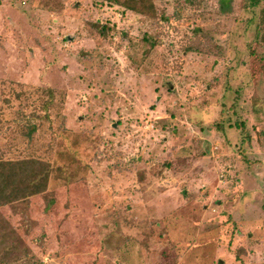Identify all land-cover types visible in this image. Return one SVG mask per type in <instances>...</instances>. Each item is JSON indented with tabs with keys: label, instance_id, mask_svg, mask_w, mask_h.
<instances>
[{
	"label": "rangeland",
	"instance_id": "rangeland-1",
	"mask_svg": "<svg viewBox=\"0 0 264 264\" xmlns=\"http://www.w3.org/2000/svg\"><path fill=\"white\" fill-rule=\"evenodd\" d=\"M252 1L0 0V159L53 168L48 192L0 212L38 264H264ZM206 35L219 54L184 49Z\"/></svg>",
	"mask_w": 264,
	"mask_h": 264
},
{
	"label": "trees",
	"instance_id": "trees-1",
	"mask_svg": "<svg viewBox=\"0 0 264 264\" xmlns=\"http://www.w3.org/2000/svg\"><path fill=\"white\" fill-rule=\"evenodd\" d=\"M103 1V0H98ZM114 3L122 9H128L136 12H142V8L146 5L147 0H106ZM261 0H253L251 3L257 5ZM148 3V2H147ZM157 10H154L153 16H156ZM93 28L96 32L105 36L111 28L106 24L93 22ZM154 45V44H153ZM207 47L219 54L218 46L212 42L210 36L206 35L200 42H193L186 45L184 49L199 50ZM249 53H253L250 46ZM47 95H52L47 90ZM47 103V102H46ZM46 108L48 105L45 106ZM217 129L221 130V123L214 122ZM52 166L46 161L35 157H25L20 159H0V208L7 206L12 208L11 212L20 214L23 209L28 208L32 202V198L38 195H44L48 192V183ZM50 203V201H48ZM0 212V223L4 226L0 228V264H38V259L34 256L30 249L19 243L20 238L14 236V229L10 225V217ZM8 227V228H7ZM15 237L11 242L8 238Z\"/></svg>",
	"mask_w": 264,
	"mask_h": 264
},
{
	"label": "built area",
	"instance_id": "built-area-1",
	"mask_svg": "<svg viewBox=\"0 0 264 264\" xmlns=\"http://www.w3.org/2000/svg\"><path fill=\"white\" fill-rule=\"evenodd\" d=\"M216 148V147H215Z\"/></svg>",
	"mask_w": 264,
	"mask_h": 264
}]
</instances>
